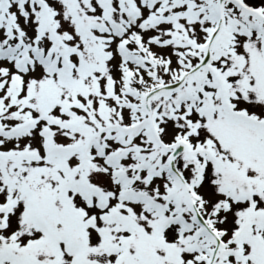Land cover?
<instances>
[{
    "label": "snow or ice",
    "instance_id": "obj_1",
    "mask_svg": "<svg viewBox=\"0 0 264 264\" xmlns=\"http://www.w3.org/2000/svg\"><path fill=\"white\" fill-rule=\"evenodd\" d=\"M0 264H264V0H0Z\"/></svg>",
    "mask_w": 264,
    "mask_h": 264
}]
</instances>
